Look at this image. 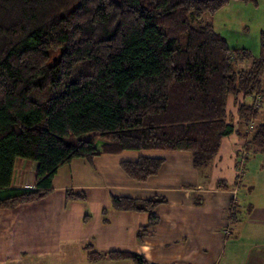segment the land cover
<instances>
[{
    "label": "trees",
    "instance_id": "trees-1",
    "mask_svg": "<svg viewBox=\"0 0 264 264\" xmlns=\"http://www.w3.org/2000/svg\"><path fill=\"white\" fill-rule=\"evenodd\" d=\"M229 1L0 0V208L47 196L74 158L189 151L207 174L233 133L264 150V53L232 49L210 23L194 25ZM18 157L38 162L34 187L12 186ZM163 163L141 156L122 167L145 181ZM164 201L115 204L151 213ZM97 256L153 264L136 252Z\"/></svg>",
    "mask_w": 264,
    "mask_h": 264
},
{
    "label": "crops",
    "instance_id": "crops-1",
    "mask_svg": "<svg viewBox=\"0 0 264 264\" xmlns=\"http://www.w3.org/2000/svg\"><path fill=\"white\" fill-rule=\"evenodd\" d=\"M237 102H227L235 121ZM245 143L237 133L223 138L207 174L189 151L74 158L58 169L47 196L0 208V264H136L98 259L112 251L136 252L153 264H264V150ZM242 154L249 156L244 169ZM141 156L164 159L145 181L122 167ZM37 171L38 162L16 158L12 186L34 187ZM156 196L165 201L151 213L115 204Z\"/></svg>",
    "mask_w": 264,
    "mask_h": 264
},
{
    "label": "rangeland",
    "instance_id": "rangeland-1",
    "mask_svg": "<svg viewBox=\"0 0 264 264\" xmlns=\"http://www.w3.org/2000/svg\"><path fill=\"white\" fill-rule=\"evenodd\" d=\"M207 22L226 39L230 48L247 49L254 57H260L264 53V0H231L212 16L204 17L202 22L194 25H203ZM246 63L250 64L249 61H244L238 66L243 68ZM239 98L243 100V96ZM252 98L250 95L247 96L246 102H251ZM244 155L242 154L239 159V162L242 160V169L246 167L249 157ZM207 180L208 178L204 179L205 182Z\"/></svg>",
    "mask_w": 264,
    "mask_h": 264
},
{
    "label": "built area",
    "instance_id": "built-area-1",
    "mask_svg": "<svg viewBox=\"0 0 264 264\" xmlns=\"http://www.w3.org/2000/svg\"><path fill=\"white\" fill-rule=\"evenodd\" d=\"M256 106H259V103H256ZM244 157H245V155H244Z\"/></svg>",
    "mask_w": 264,
    "mask_h": 264
}]
</instances>
